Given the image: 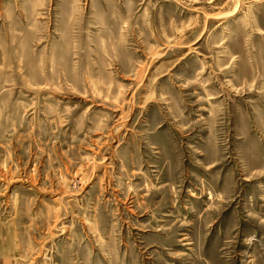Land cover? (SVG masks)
Segmentation results:
<instances>
[{"label":"rangeland","instance_id":"rangeland-1","mask_svg":"<svg viewBox=\"0 0 264 264\" xmlns=\"http://www.w3.org/2000/svg\"><path fill=\"white\" fill-rule=\"evenodd\" d=\"M8 253L264 264V0H0Z\"/></svg>","mask_w":264,"mask_h":264},{"label":"crops","instance_id":"crops-1","mask_svg":"<svg viewBox=\"0 0 264 264\" xmlns=\"http://www.w3.org/2000/svg\"><path fill=\"white\" fill-rule=\"evenodd\" d=\"M12 254L8 253V254H2V258L1 260V264H14V261L12 260Z\"/></svg>","mask_w":264,"mask_h":264}]
</instances>
